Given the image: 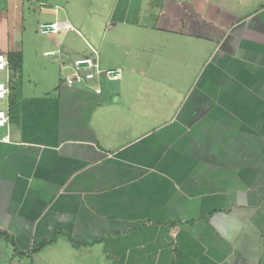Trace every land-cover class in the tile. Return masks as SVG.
Wrapping results in <instances>:
<instances>
[{
    "label": "crops",
    "instance_id": "0c3cea01",
    "mask_svg": "<svg viewBox=\"0 0 264 264\" xmlns=\"http://www.w3.org/2000/svg\"><path fill=\"white\" fill-rule=\"evenodd\" d=\"M88 7L0 0V54L23 55L19 119L0 128V249L10 263L264 264V0ZM32 9L97 48L70 56L71 30L25 47ZM92 49L121 78L67 85Z\"/></svg>",
    "mask_w": 264,
    "mask_h": 264
},
{
    "label": "built area",
    "instance_id": "2783aa9c",
    "mask_svg": "<svg viewBox=\"0 0 264 264\" xmlns=\"http://www.w3.org/2000/svg\"><path fill=\"white\" fill-rule=\"evenodd\" d=\"M72 26L69 23L64 25L57 22H45L40 23L38 30L40 34L45 36H54L61 31L72 30ZM48 53L47 55H51ZM0 71H6L8 73V61L5 55L0 54ZM122 73L120 69H104L101 66L98 52L92 49V53L89 56L81 57L73 61L69 73L65 76V83L69 86H80L89 83H99L101 80L117 81L121 78ZM96 94H101L102 89L98 84L94 88ZM9 93L8 89V76L5 82H0V101L7 100ZM9 124V117L7 109H0V128H5ZM4 141L8 140V137L3 138Z\"/></svg>",
    "mask_w": 264,
    "mask_h": 264
},
{
    "label": "rangeland",
    "instance_id": "374dc122",
    "mask_svg": "<svg viewBox=\"0 0 264 264\" xmlns=\"http://www.w3.org/2000/svg\"><path fill=\"white\" fill-rule=\"evenodd\" d=\"M90 1L92 0H73L74 3H78L81 6L86 7L87 10L89 9L88 5L90 4ZM96 1L97 0H95V3ZM76 11H77V8H76ZM30 13L32 14L31 16L32 20L29 23H27V21H25L24 23H21L20 27L17 26V29H16L17 31H22L23 27L28 28V32L32 39L29 41H27L28 39H25V40L22 39L24 46L33 47L34 45H38V46L44 45V46L52 47L49 36L40 34L38 27H36L35 22H37L36 20H38L39 14L38 13L34 14L33 9L31 10ZM45 16L47 17V15ZM81 30L82 29L75 26L74 29L67 32L66 37L63 38L62 43L67 47L68 54L72 56L73 58L89 52V46H92L95 49L97 48L95 43H93V41L88 37V35L84 31H81ZM25 38H26V35H25ZM57 42H61V35L57 36ZM18 43H20V40H18ZM54 59L55 57H49L46 60L53 61ZM0 81L2 82L6 81V72L0 71ZM0 108H5V101H0ZM10 259H11V255H10L9 249L7 251V249H5V247L3 246V248L0 249V264H38L37 262L32 263V261L29 259L15 260V263L14 262L10 263V261L12 260ZM63 264H71V263H67L65 261Z\"/></svg>",
    "mask_w": 264,
    "mask_h": 264
},
{
    "label": "trees",
    "instance_id": "16d2710c",
    "mask_svg": "<svg viewBox=\"0 0 264 264\" xmlns=\"http://www.w3.org/2000/svg\"><path fill=\"white\" fill-rule=\"evenodd\" d=\"M8 61L9 79H8V117L9 122H16L20 115V103L22 98V70L23 55L20 51L8 52L5 55ZM75 247H79L84 243H73Z\"/></svg>",
    "mask_w": 264,
    "mask_h": 264
}]
</instances>
